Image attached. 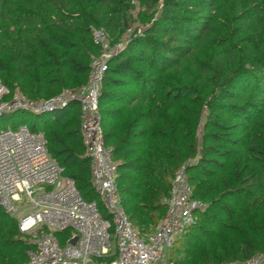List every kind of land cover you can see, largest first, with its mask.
<instances>
[{
	"label": "trees",
	"instance_id": "1",
	"mask_svg": "<svg viewBox=\"0 0 264 264\" xmlns=\"http://www.w3.org/2000/svg\"><path fill=\"white\" fill-rule=\"evenodd\" d=\"M96 29L123 44L99 105L131 222L156 231L185 166L206 209L170 260L220 264L264 252V0H0V78L33 100L87 84L102 52ZM74 104L29 127L101 208L80 114L64 124L52 117ZM33 248L0 208V264H24Z\"/></svg>",
	"mask_w": 264,
	"mask_h": 264
},
{
	"label": "built area",
	"instance_id": "2",
	"mask_svg": "<svg viewBox=\"0 0 264 264\" xmlns=\"http://www.w3.org/2000/svg\"><path fill=\"white\" fill-rule=\"evenodd\" d=\"M93 38L102 52L92 56L88 82L77 89L33 100L11 91L0 78V119L17 113L42 116L78 103L84 157L91 162V183L107 216L65 175L49 153L45 133L33 132L27 124L0 131V208L16 218L20 234L34 245L24 264H174L170 253L175 242L197 223L206 205L195 198L184 166L171 182V195L163 199L167 211L156 231L143 233L131 222L122 206L119 163L106 145L99 105L108 61L123 44L112 47L105 29L94 30ZM66 232L71 236L63 246L58 235ZM220 264H264V252Z\"/></svg>",
	"mask_w": 264,
	"mask_h": 264
},
{
	"label": "rangeland",
	"instance_id": "3",
	"mask_svg": "<svg viewBox=\"0 0 264 264\" xmlns=\"http://www.w3.org/2000/svg\"><path fill=\"white\" fill-rule=\"evenodd\" d=\"M124 40H126V37ZM77 110H78V106H75L73 109V112H77ZM54 116L57 117L56 114ZM45 117L41 118L40 120L42 121V119H44ZM37 120H38V116L32 115V114H25V113H17V114L12 115V116H10V115L5 116V117H2L0 119V131L6 130L8 128H14V126L18 125V124H27L29 126H32L35 124V122H37ZM203 123H204V121H203ZM202 133H203V128L201 126L199 128V137L202 136ZM100 206H101L100 209H101L102 213L106 216L107 211H106L102 201H101ZM70 236H71L70 232H66V233H62V234L58 235L63 246L66 245L67 240L70 238Z\"/></svg>",
	"mask_w": 264,
	"mask_h": 264
},
{
	"label": "crops",
	"instance_id": "4",
	"mask_svg": "<svg viewBox=\"0 0 264 264\" xmlns=\"http://www.w3.org/2000/svg\"><path fill=\"white\" fill-rule=\"evenodd\" d=\"M75 106H78V110L77 112H73V109ZM77 114L81 115V108L80 105L78 103L72 105L71 107H69L68 109H65L63 111H61L60 113H56L57 117H55L54 115L52 116L55 120V122L64 124L66 123L68 120L74 118ZM50 117L46 116L44 119H42V121H48L49 122ZM84 157V156H83Z\"/></svg>",
	"mask_w": 264,
	"mask_h": 264
}]
</instances>
